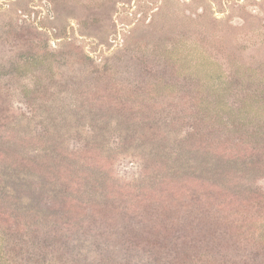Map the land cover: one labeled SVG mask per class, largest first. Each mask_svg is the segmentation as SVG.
Listing matches in <instances>:
<instances>
[{
    "label": "rangeland",
    "instance_id": "1",
    "mask_svg": "<svg viewBox=\"0 0 264 264\" xmlns=\"http://www.w3.org/2000/svg\"><path fill=\"white\" fill-rule=\"evenodd\" d=\"M260 106L264 0H0V190L45 218L1 205L13 262L47 239L56 264H264V153L224 127L264 132Z\"/></svg>",
    "mask_w": 264,
    "mask_h": 264
},
{
    "label": "trees",
    "instance_id": "2",
    "mask_svg": "<svg viewBox=\"0 0 264 264\" xmlns=\"http://www.w3.org/2000/svg\"><path fill=\"white\" fill-rule=\"evenodd\" d=\"M199 69L202 70H211L210 67H207L206 65H203L202 63L197 65ZM216 74V72H214ZM249 78L256 79V73L254 71H249ZM216 81L220 82V85H224L223 89H227L225 82L222 78H217ZM200 82V80H199ZM201 84V82H200ZM215 87L212 85V88ZM244 87V86H241ZM221 89L216 90L215 94L211 97L207 96H198L194 99L195 103L198 107H200V111L198 113V116L204 119L205 123H209L211 126H214L215 121L214 118L221 120V112L225 111L226 105V98L225 95L220 91ZM244 107H248L250 109L253 108V103L257 104L258 102L254 101L252 103L250 102H243ZM247 105V106H245ZM249 112V111H248ZM264 112V109L260 106L257 111L256 115L259 113ZM230 122L226 123L225 130L231 132V134H239L242 136V140L244 141L243 144L250 145V148L253 154H259L264 153L263 144L261 142H264V132H262V124L258 121H254L253 123L249 122V126L246 127V119L245 116L235 117L234 114H230L229 116ZM210 121V122H208ZM255 122H258L256 124ZM231 127V129L229 128ZM262 132V133H261ZM261 133V134H260ZM263 140V141H262ZM250 156L247 159H239L238 160V168L247 169L252 165V160ZM162 165L164 167H167L169 170L174 166V163L170 157L165 158V160H160ZM41 197L35 198L34 200H38L40 204H37L35 206L28 205V196H25L23 193H16L11 190L7 191L5 189L0 190V207L1 205H4L5 208L1 210H7L12 211V216H14L17 219V222H13L12 219L9 221L6 219V226H13L15 225L17 229L25 235V233L29 234L32 230V227L34 225L28 224L27 219H30L33 224H39L40 220L43 218V211L41 210L42 202L40 201ZM46 198V197H45ZM8 223V224H7ZM55 225L51 227L49 224H46V229L51 230V228L54 231L60 232V228L62 226V223L55 222ZM59 226V227H58ZM10 228V227H9ZM4 228L0 227V264H15V261L13 262V259L10 257L11 254L9 250V239L7 236L4 235L5 233ZM13 230V229H12ZM15 231V230H14ZM29 231V232H28ZM62 231V230H61ZM44 239H46L44 237ZM50 242L46 240H40L38 239L35 241L34 247L35 252L34 254L30 255V258L25 264H56L52 260L51 252L48 250V244ZM54 244H60L58 242H55ZM64 244V243H63ZM91 258V256H81L80 259L82 261L88 262V260Z\"/></svg>",
    "mask_w": 264,
    "mask_h": 264
}]
</instances>
